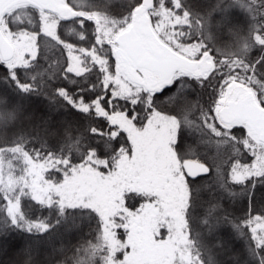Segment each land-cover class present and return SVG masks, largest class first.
<instances>
[{
  "label": "snow or ice",
  "instance_id": "obj_1",
  "mask_svg": "<svg viewBox=\"0 0 264 264\" xmlns=\"http://www.w3.org/2000/svg\"><path fill=\"white\" fill-rule=\"evenodd\" d=\"M0 264H264V0H0Z\"/></svg>",
  "mask_w": 264,
  "mask_h": 264
},
{
  "label": "trees",
  "instance_id": "obj_2",
  "mask_svg": "<svg viewBox=\"0 0 264 264\" xmlns=\"http://www.w3.org/2000/svg\"><path fill=\"white\" fill-rule=\"evenodd\" d=\"M238 214H240V213H238ZM88 231H89L88 228H84V230H83L84 235H87ZM68 238H69V240H71V243L73 245L83 243V239L79 233L75 234V239H73L71 236H69ZM69 255H71V254L69 253Z\"/></svg>",
  "mask_w": 264,
  "mask_h": 264
}]
</instances>
